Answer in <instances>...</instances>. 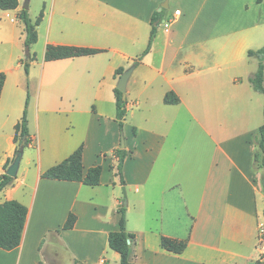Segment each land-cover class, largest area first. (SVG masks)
<instances>
[{
  "label": "crops",
  "instance_id": "obj_1",
  "mask_svg": "<svg viewBox=\"0 0 264 264\" xmlns=\"http://www.w3.org/2000/svg\"><path fill=\"white\" fill-rule=\"evenodd\" d=\"M24 1L0 10V176L15 158L27 94L30 144L0 202L16 200L28 215L20 245L0 249V264H119L108 246L119 207L135 235L132 263L260 261L263 170L253 140L264 97L249 82L259 60L248 52L264 47V0H29L26 10ZM22 11L31 22L42 12L28 74ZM154 13L162 16L128 80L120 132L114 74L147 48ZM47 45L99 53L46 62ZM167 93L178 103L164 104ZM81 145L84 172L102 169L98 186L41 178ZM70 214L74 227L63 230ZM162 237L184 242V252L162 249Z\"/></svg>",
  "mask_w": 264,
  "mask_h": 264
},
{
  "label": "trees",
  "instance_id": "obj_2",
  "mask_svg": "<svg viewBox=\"0 0 264 264\" xmlns=\"http://www.w3.org/2000/svg\"><path fill=\"white\" fill-rule=\"evenodd\" d=\"M261 0H259L260 2ZM18 0H0L1 11H12L18 7ZM162 13H154L151 18L152 30L150 32L148 46L145 51L133 62V66H137L142 60L143 56L149 51L151 43L155 36V23L160 20ZM25 27V40L24 46L29 49L37 42V26L41 22L42 12L39 14L35 22H31L28 18L27 12L22 11L19 15ZM99 53L98 50L70 47V46H54L47 45L44 54L46 62L64 60L69 58L91 56ZM249 56H255L259 60V65L256 73L249 79L252 88L263 95L264 97V47L260 50L248 52ZM24 65L25 73L28 74L29 63L22 62ZM124 72L123 68L115 71L114 77L118 78ZM5 81V74L0 73V96ZM115 104H116V117L119 130L122 132L123 122L126 116V101L123 95L116 88H114ZM163 102L166 105H174L178 103V98L173 93L165 94ZM29 103V94L25 101L22 118L15 126L14 142L17 144L15 155L18 153L21 143L24 147L30 144V138L27 128V106ZM134 135L136 131L133 130ZM255 154L254 166L256 170L264 171V109H263V124L258 129L254 136ZM83 146L78 147L68 158L63 160L57 165L52 166L42 173V179L79 182L85 186L96 187L100 184V176L102 169L100 166L89 168L84 172L83 162ZM118 157L117 174L121 176L122 164L125 158V151L118 150L116 152ZM14 178L2 174L0 176V193L8 186L12 185ZM123 183V181H122ZM261 183L264 186V175L261 177ZM120 214L119 229L118 231L111 232L108 235L109 248L118 253L120 256L119 264H139L129 261L130 244L135 239V235L128 233L126 230V212L124 207L118 208ZM264 214V212H263ZM28 209L16 200H6L0 202V249L4 251H11L20 245L22 233L25 227ZM76 217L70 214L63 226V230H70L74 227ZM162 249L173 254H182L186 248V244L182 241L162 237L160 240ZM255 264H264V257Z\"/></svg>",
  "mask_w": 264,
  "mask_h": 264
},
{
  "label": "water",
  "instance_id": "obj_3",
  "mask_svg": "<svg viewBox=\"0 0 264 264\" xmlns=\"http://www.w3.org/2000/svg\"><path fill=\"white\" fill-rule=\"evenodd\" d=\"M28 1L29 0H25L24 1V10H26L28 8ZM25 56L27 58V63L30 62V50L26 49L25 51ZM134 66L132 65L131 67H129L128 69H126L117 79V83L115 88L122 93L123 95V99L125 98V94H126V86L128 83V80L134 70ZM121 149L124 148V139L121 138ZM23 150H24V143H21V146L19 148L18 153L15 155V158L13 159L11 165L6 169L5 173L7 176L11 177V178H15L18 172V168L20 165V161L22 159V155H23ZM263 191H264V186H263ZM128 244H130V242H128Z\"/></svg>",
  "mask_w": 264,
  "mask_h": 264
},
{
  "label": "built area",
  "instance_id": "obj_4",
  "mask_svg": "<svg viewBox=\"0 0 264 264\" xmlns=\"http://www.w3.org/2000/svg\"><path fill=\"white\" fill-rule=\"evenodd\" d=\"M179 14V11H175L174 15H178ZM171 23V20L168 21L164 26L167 28ZM260 253H261V256L264 257V238H262L260 240Z\"/></svg>",
  "mask_w": 264,
  "mask_h": 264
},
{
  "label": "rangeland",
  "instance_id": "obj_5",
  "mask_svg": "<svg viewBox=\"0 0 264 264\" xmlns=\"http://www.w3.org/2000/svg\"><path fill=\"white\" fill-rule=\"evenodd\" d=\"M30 16L32 17V18H35L36 16H37V11H35L34 9H33V7H31V9H30ZM27 60V58H26V56L24 55V57H23V62H27L26 61ZM29 98H30V96H29ZM25 107V106H24ZM260 169H258L257 171H259ZM262 175H264V171H263V174ZM121 206V205H120ZM263 217H264V214H263ZM262 257V256H261Z\"/></svg>",
  "mask_w": 264,
  "mask_h": 264
}]
</instances>
